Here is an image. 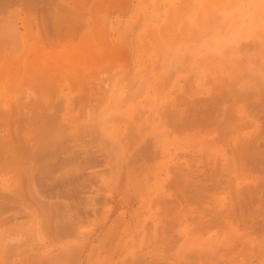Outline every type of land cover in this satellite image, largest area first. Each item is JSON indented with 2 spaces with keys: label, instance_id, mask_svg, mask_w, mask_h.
<instances>
[{
  "label": "rangeland",
  "instance_id": "rangeland-1",
  "mask_svg": "<svg viewBox=\"0 0 264 264\" xmlns=\"http://www.w3.org/2000/svg\"><path fill=\"white\" fill-rule=\"evenodd\" d=\"M13 1L4 3L0 0V21L10 15L15 17L19 28L16 48L5 46L0 34V113L10 108L9 112L7 110L9 115L6 113L8 117L0 115V129L4 132L11 128L10 132L15 134L16 129L23 128L22 132L18 129L21 135L14 137L15 145L11 146L14 151L9 154L13 155V163H16L18 149H25H19V155L24 153L21 157L18 156L21 159L17 160L21 163L20 167H14L13 163L11 167L1 166L0 169L5 167L8 175L6 170L5 173L2 172L3 169L0 171L4 173L0 174V191L15 198L9 205L11 210L3 213V217H17V222L24 227H12L18 228L17 232L19 229H24L22 232H25V229L32 228L35 237L30 239L31 242L24 238L9 241L14 246L9 254L15 256L11 264H31L30 254L34 258L37 253L47 251L48 261L44 264H140V257L146 258L142 264L200 263L201 260L196 259L193 252L191 254L188 251L189 257L187 250L183 251L184 254L180 252L179 241L176 246H164V243L171 242L169 240L174 234L167 230L164 232V227L167 225L171 228L167 219L174 220L170 215L174 216L172 213L176 212L172 211L166 217L163 211L172 208L173 204L170 202L183 197L182 187H189L183 183H175L177 164L189 154L195 153L194 159L197 161L194 168H200L196 170L198 173L203 172V167L205 172L212 169L214 160L209 155L211 151L226 140L235 138L237 129L234 127L247 121L227 122L225 111L231 110L239 118L238 110L242 108V117H246L245 114L248 113L249 117H258L259 126L262 124L264 111L260 109V105L259 108L253 105L262 102L260 99L264 100V85L260 86L259 81L264 78V0H242V8L239 7L244 20L242 29L220 34L213 32L208 36L197 32L196 35L199 36L196 37L191 36L193 33L189 35L184 32L194 26V20L192 16H182V13L188 7L186 4L195 6L203 0H172V5L168 4L170 0H60L59 3L68 6V9L64 6L66 11L58 12L62 15L59 23L56 18L45 16L46 9H49L46 7L50 6L49 0H33L30 3L24 0L22 3L21 0H15L17 3ZM211 3L215 5L217 0H211ZM23 24L30 30L25 38L31 36L32 39L24 41L22 35L26 30ZM82 36L84 46H81ZM38 39L39 43L36 44ZM33 47L40 49L38 54ZM43 55H52V59ZM11 64L12 69L13 66L15 68L12 74L9 73L12 70ZM45 65L50 68H47L48 72ZM57 70H61V74ZM50 71H57L56 74L61 77L55 81ZM35 75L50 77L52 91L46 96L51 98H46L47 102L44 104L48 108L55 107L56 110L51 109L59 117L58 121L68 126L61 136L63 149L55 155L52 153V158H38L42 154L39 152L40 145L34 143L35 139H32L33 142L28 139L35 134L32 129L36 125L33 127V119L24 120L22 115L25 112V115L31 116L33 110L29 109L33 107V100L43 90ZM240 80V85L228 92L232 83ZM218 94L221 98H218ZM15 99L17 103L12 104ZM208 99H221L217 103L218 111H212L215 105L212 103L211 106ZM20 100L23 101L17 105ZM196 104L197 108L193 106ZM260 104L264 106V103ZM88 106L92 108L96 118L100 117V123L99 127L94 126L87 131L84 127L86 123H82ZM231 108H235L236 112ZM249 108L257 110L251 111ZM258 109L261 110L260 113ZM203 110L213 114L190 124V120L201 112L204 113ZM13 128H16L15 131ZM35 129L37 127L33 130ZM222 129H229L232 134L229 130L228 135L227 132L221 134ZM221 137L225 140L220 139ZM25 140L29 142L23 143ZM36 153L38 156H35ZM36 157L39 161H48L49 158V166L52 165L49 170L54 169L48 172L52 174L51 177L48 174L43 180H37L34 173L31 174L33 177L25 175L28 168L31 170L41 163ZM10 172L13 174H9ZM32 188L38 191V196ZM165 201L169 203L165 204ZM27 202L29 203L26 204ZM56 204L59 208L55 209V206L58 207ZM203 205L206 206V203ZM192 206L189 204L187 208L190 210L192 207L196 215L193 211L185 213L190 215L187 218L194 216V221L191 219L193 222L187 219L190 220V226L196 223L195 217L201 213L195 209L198 204ZM54 209L55 216L52 214ZM205 215L210 216L207 213ZM207 216L203 219L208 218ZM56 218H66L65 221L72 218L71 224L74 223L75 226H72L71 232L62 231L60 227L57 228L60 222L54 226ZM154 220L159 224L149 229ZM176 228L177 226L175 234L178 237L179 228ZM14 229L8 230L12 232ZM15 232L14 230L13 233ZM214 232L215 230L212 234ZM164 235H169V240H163ZM20 240L33 243L32 247L36 249L30 251L22 247L24 243H18ZM37 246L42 248L38 249ZM73 246L77 247L76 252L72 251ZM154 246L159 251L162 249L161 253L153 252ZM63 251L66 254H76L66 260ZM237 253L239 254L235 252L229 256H236ZM17 254L20 255L17 257ZM41 256L47 255L45 253Z\"/></svg>",
  "mask_w": 264,
  "mask_h": 264
},
{
  "label": "bare ground",
  "instance_id": "bare-ground-1",
  "mask_svg": "<svg viewBox=\"0 0 264 264\" xmlns=\"http://www.w3.org/2000/svg\"><path fill=\"white\" fill-rule=\"evenodd\" d=\"M12 1L13 0H3L4 3L5 2L12 3ZM25 1L30 3L33 0H24V2ZM59 1L60 0H49L48 2H50V6H52V7L51 8H50V6L46 7L49 9H46L47 13L45 15V16H51L52 19L56 18L58 20L57 21L58 23L60 22L59 21L60 18H62L61 17L62 15L59 13L63 12V10H65L64 8L66 7L65 5L62 6V4L59 3ZM7 3L5 4V6L7 5ZM15 3H17V2L15 1ZM21 3H22V0H21ZM241 3H242V0H217V3L215 5H212L211 0H203V2L201 4L199 3V5L194 4L195 6H192L189 3L186 4L185 6H188V7L184 8V14L182 13V16L183 15L192 16L193 20H194L193 21L194 26L190 29L185 30L184 32L189 34V35L193 33L194 35H191V36L196 37V36H199V35H196L197 32H199V33L203 32V34H204L203 36H208L213 32L216 34L217 33L220 34V33H223L225 31L234 32L238 29H242L244 27L243 26L244 20H243V13L239 11L242 8ZM168 4L172 5L173 1L170 0L168 2ZM191 4H193V3H191ZM9 5H12V4H9ZM47 5H49V3ZM239 7H240V9H239ZM3 9L5 10L6 7H3ZM66 9H68V6L66 7ZM30 11H31V9H30ZM30 11H28V12H30ZM26 13H27V11H26ZM168 16H170V15H168ZM0 19H2V15H1ZM52 19H50V20H52ZM52 21H54V20H52ZM1 23H3V24H2V27H0V34H1L2 41L4 42V44H6L5 46H9L10 48H16V45H17V42L19 39V28H18L17 22L15 21V17H12L9 15V18L6 17L2 21H0V24ZM54 24H57V23H54ZM68 25H70V24H68ZM71 26H72V24H71ZM24 28H25V25H24ZM25 30L26 31H24V33L22 35L24 41H27V39L28 40L32 39L33 37H31V36L27 37V39L25 38L26 34L30 33V30H28L26 28H25ZM57 30H58V28H57ZM71 30H73V29H71ZM33 32L35 33V31H33ZM71 32L72 31H70V34H71ZM70 34H69V36H70ZM81 38H82L81 46H84V42H85L84 37L82 36ZM39 39L41 40L40 37H39ZM39 39L36 40V44L39 43L38 42ZM54 39H55V37H54ZM33 43H34V46L37 47L35 44V40H33ZM30 45L32 47V43ZM35 47H33V48H35ZM2 50H3V47H2ZM34 50H36L35 53L38 54L40 49L38 50V48H35ZM27 54H28V52H27ZM47 56L48 55H46L44 57L47 58ZM51 57H52V55H51ZM51 57L48 56V58H51ZM71 58H72V60L74 59L73 55ZM27 59L29 60L30 58L28 57ZM27 59H26V62L28 61ZM72 62H74V61H72ZM12 64L10 65V67L12 66ZM46 65H48V64H46ZM69 66H71V65H69ZM47 68H49V67L46 66V72H48ZM11 69H12V67H11ZM13 69H15L14 66H13ZM13 69L9 73H11L13 71ZM57 71L59 74H61V72H60L61 70H57ZM57 71H56V73H57ZM50 73H51V71H50ZM56 73H51V75L54 76L55 81H57L56 79H58V77H61L59 74L57 75ZM47 74H49V73H47ZM55 74L57 75V78L55 77L56 76ZM35 77H36V81H38L40 88H42L43 90L40 91L39 97L37 99L35 98L36 100L35 99L33 100V107L29 106L30 109L28 108L30 111L33 110V113L31 112V116L25 115L24 114L25 112H23L22 115L24 116V120L33 119L32 125H33V127L36 125L35 127H37L38 131L36 132L37 129L33 130L35 127L34 128L32 127L33 128L32 131L35 132V134L38 136L33 134L36 137L32 135L33 137L31 136V138H28V139H30L31 142H33V140L35 139L34 143L35 144L37 143L38 144V145L36 144L37 146L40 145L39 146V148H40L39 152L42 153V154H40V156L38 158H44L46 156L50 157V155L52 153L55 155L56 153H58V151H62L63 142H62L61 136H63V130L65 128H67L68 126L62 125V123L60 121H58L59 117L57 116V114L55 115L54 111L52 112V109H51V108H53V110H56V109H54L55 107H49L48 108L44 104V102L46 101V98H48L47 100H50V98H51V97L49 98L46 96V95H48V92L50 93L52 91L51 90L52 85L50 84V82L52 83V81H50L51 79L49 80L50 77L48 78V77L44 76L45 77L44 78V77L36 76V75H35ZM259 81L261 82L260 86L264 85V78H262V79L260 78ZM240 83H241V80L236 81L235 83H232V86H230L228 88V92L233 90V88H236L237 86H239ZM222 86H223V84H222ZM222 86H220V87H222ZM262 90H264V88H262ZM27 91H29V90L27 89ZM251 94H253V93H251ZM257 94H259V93H257ZM218 95H219L218 98H221V95L220 94H218ZM248 95L250 96V93ZM3 97H5V96H3ZM8 97H10V96H8ZM13 97H10V98H13ZM238 97H240V96H238ZM256 97H257V95H256ZM258 97H259V95H258ZM218 98H216V99H218ZM4 99L2 98V100H4ZM22 99H25V97L24 98L22 97ZM213 99H208L210 101L207 100V102L208 103L210 102L211 106H213V104H214L215 106H214V109L212 111H216L217 110L216 109L217 103H219L218 101H220L221 99L218 101L217 100L212 101ZM260 100L262 101V102L259 101L260 103H264V100H262V99H260ZM5 101H6V99H5ZM8 101H10V100H8ZM21 101H23V100H20V103H18L17 105L21 104ZM196 101H198V100H196ZM13 103H17L16 99L14 102H12V104ZM234 103H235V101L233 102V104ZM260 103H258V105L256 103V105H253V107H257V108L260 107V109L262 111H264V109H262V108H264V106H262V104H260ZM49 104H51V103L49 102ZM179 104H182V103H179ZM236 104H237V102H236ZM252 104H254V103H252ZM25 106H26V104H25ZM47 106H48V104H47ZM49 106H51V105H49ZM52 106H53V102H52ZM193 106L196 107L197 104L193 105ZM200 106L202 108V105H200ZM204 106H206V105H204ZM191 107H192V105H191ZM232 107H234V106H232ZM18 108H19V106H18ZM58 108H59V106H58ZM250 108H252V107L250 106ZM257 108H254L252 110L250 109V110L251 111L257 110ZM22 109H23V107H22ZM231 109L235 110V108H231ZM260 109H258V111ZM7 110L9 112L10 108ZM7 110L4 112H1L0 115L1 116L5 115V117H8L7 115H9V114L7 113ZM48 110L52 113L48 112ZM203 111H204V113L201 112V114L198 115L199 117L196 116L194 119L190 120L189 123L191 124V122L193 123L194 121H196V122L200 121V118H207V117L209 118V117H211L210 115L213 114V113H211V114L205 113L206 110H203ZM230 111H228V112L225 111V115L223 114L225 116L226 120H228L227 122L233 123L235 121L234 123H237L240 121L243 123L245 121V119H247V121L244 122L243 124H240V125H237L236 127H234L235 129H237L236 137L234 136L235 138H233V139L231 138L228 141L226 140L227 143H225L226 142L225 141L224 144H220L216 149L211 151L210 154L208 153L209 155H211V158L214 160V162L212 163V166H214V167L212 169L209 168L210 170L205 172L204 171L205 169L203 167V172L201 170L199 172H202V173H198V171H196V170H199L200 168L199 169H197L198 167L194 168L196 166L195 162L197 161V159H194L195 153L189 154L187 156V158H185L182 162L179 163V165L177 164L178 168L174 166L175 169L177 168L175 170L176 174L174 176L175 183H183L184 186L187 187V185H189V187L188 188L182 187L183 197L181 199H178L177 201L175 200L176 202L175 201L170 202L171 200L170 201L168 200L171 204H173V206H172V208H169V209L167 208V209H164V211H163L166 217L167 216L169 217L168 213L171 214L172 211L176 212V213H172V214H175L174 216L170 215V217H172V219H174V220H170L169 218L167 219V222L169 223L168 226L170 225L172 230H171V228L167 227V225L164 227L165 228V230H163L164 232L167 230L169 232L171 231V233L172 232L174 233V234L172 233L173 234L172 236L170 233V236H171L170 240H169V238H170L169 235H164L165 237H163V240L168 239L169 241H171V242H169V243H171V245L168 242H166V244L164 243V246L169 248L172 246H176L177 241L181 242V249L182 250L180 249V252L182 251V254H184L183 253L184 250H187V252L191 251L190 253L191 254L194 253L193 256H196V259H198L199 261L201 260L200 263L197 260V262L199 264H223V263L224 264L225 263L226 264L227 263L228 264L229 263L235 264L236 262H238L239 264H264V119H262V124H260V126H261L260 127L257 124L258 123V117L257 118L255 116L249 117L248 113L245 114V115H247L246 117H242V114H244V113H242L243 112L242 108L238 110L239 118H237V116L233 115L232 111L231 112ZM260 111H259V113H260ZM195 112L193 111V113H195ZM206 112L210 113V111H208V110ZM235 112H236V110H235ZM6 113H7V115H6ZM101 113H102V111H101ZM254 113H257V112L254 111ZM251 114L253 115V113H251ZM255 115H257V114H255ZM262 115H264V114H262ZM19 116L22 117L21 115H19ZM84 116H85V119H84L82 124L86 123L84 125L86 130L88 128H90L92 130V128H94V126L99 127L100 117L99 118L95 117L92 108H89V106H88ZM260 116H261V114H260ZM220 117L222 119V115ZM262 117H264V116H262ZM6 122H8V121H6ZM9 122H11V121H9ZM88 122H89V124H88ZM231 123H229V125L232 126L233 124H231ZM223 124H225V123H223ZM1 126H3V125H1ZM21 126L23 127V125H21ZM18 127H20V126L18 125ZM16 128H13V130ZM18 129L20 130V128H18ZM18 129H16V131L18 133L14 130L15 134L10 132L11 128H10V130L4 129L5 130L4 132L2 131V129H0V168H1V166H5V167H11L12 166L13 155H11L12 156L11 157L10 154H13L14 148H11V146H12V144L15 145L14 137L16 135L20 134V131L23 130V128L20 131H18ZM28 130L29 129L27 128V131ZM228 130L222 129V131L220 133L225 134V132H227V135H228L231 132L229 130V133H228ZM231 134H232V132H231ZM24 137L25 136H23V139H25ZM222 138H224V137H221L220 139H222ZM224 140H225V138H224ZM13 141H14V143H12ZM205 141H207V140H205ZM208 141H210V140H208ZM27 142H29V141H26V140L23 141V143H27ZM34 143H33V146L35 145ZM14 145H13V147H14ZM223 146H226V148L224 149ZM22 148H19V149H22ZM19 149H18L17 154H16L17 159L16 158H15L16 160L14 159L16 163H13L14 167L16 166V168L21 166L20 165L21 163L20 164L18 163L20 161L17 162V160H21L18 158V156L21 157V155L24 154L21 152V154L19 155L18 153H20V151H21ZM24 149H22V151ZM28 150H30V152H31V149H28ZM199 150L202 151L201 149H199ZM25 152H27V149ZM36 152L39 153L38 151H36ZM37 153L35 154V156L36 155L38 156ZM7 154H8V157H5V156H7ZM201 154H200V156H201ZM35 156H34V158H35ZM52 157H50V158H52ZM185 157H186V155H185ZM7 158H9V159H7ZM10 159H12V161H9ZM6 160H8V161H6ZM28 160H29V162H31L30 159H28ZM38 161H39V159H38ZM48 161L47 160H40L39 162H41V163L35 167L36 169L32 168V169H34V172L32 169L30 170L28 168L27 173L25 175H27V176L30 175V177H31L34 173L33 176L37 177V180H38V178H40V179L42 178V180H43L46 176L50 175L48 173L50 170L54 171V169L49 170V168H51L50 166H52V165L49 166V163H50L49 158H48ZM201 161L204 162L203 159ZM201 161H200V164H201ZM8 163H10V164H8ZM33 163H34V161H33ZM205 164H206V161H205ZM197 165H199V164H197ZM206 165H208V162ZM30 166H32V165H30ZM5 167H4V169L2 167L3 170L0 169V171L2 170V172H3L4 170H6ZM25 169H23V171H25ZM175 171H173V173H175ZM6 172H7V170H6ZM4 173H5V171H4ZM4 173H2V174H4ZM17 173H20V172L18 171ZM9 174H13V173L10 172ZM7 175H8V172H7ZM51 175H50V177H51ZM172 175H174V174H172ZM202 175H204V177L200 178V176H202ZM11 177L12 176H10V178ZM7 178H9V177H7ZM11 181H13V180H11ZM31 182L32 181H30V183ZM23 185H24V183H23ZM32 185L31 186L34 187V183H32ZM1 186H4V185H1ZM33 189L34 188H32V190ZM33 191L36 192V190H33ZM39 192L41 193V191H39ZM36 193H37L36 196H38V191ZM2 194H3L2 191H0V264H11V262L15 258V256H12L9 254L14 247V246H11L9 244V241H11L12 239L19 241L20 238H24V239H27L26 241L29 240L31 242L30 239L32 237H35L34 236L35 231H34V229L31 228L32 231L29 229H25V232H22L24 229L22 231L19 229V231L17 232L18 228L14 229L13 228L14 225H18V226L20 225V227H24V225L17 222V217L15 218V217H13V215H12V217L11 216L10 217H3L4 216L3 213L5 214V213H7V211L11 210L12 207L9 205L12 201H15V200H13L15 198H13V197L11 198V196H7L4 194L2 195ZM19 201H20V199H19ZM166 202L167 201H165L164 203L165 204L169 203V202H167V203ZM28 203L29 202H27L26 204H28ZM188 203L191 204V206L193 204H198V206H196L195 209L201 212L200 214L198 212L199 215H197V217H195L196 223L194 222L195 224L192 226H190L191 223L189 221L191 219L194 221V218H193L194 216L193 217L191 216L192 218H187V217H190V215L187 214L188 215L187 216L185 214V213H191L193 211L192 210L193 206L190 208V210L187 208V207H189ZM205 203H206V206L203 205ZM56 205L58 207L55 206L54 208L55 209L59 208V205L58 204H56ZM177 211H178V213H177ZM48 212H51V211H48ZM55 213H56V210L52 214L54 215ZM193 213H194V215H196V213L194 211H193ZM206 213L209 214L210 216L208 217L207 215H205ZM161 214H163V213H161ZM57 215H58V213H57ZM30 216H32V215H30ZM48 216H50V214ZM204 216H207L208 218L203 219ZM196 218H197V221H196ZM58 219L56 218V220H55V222H56L54 225L55 227L57 226L56 224H58L60 222V224H59V226H57V228L60 227L62 231L64 230L66 232L72 231V229H73L72 226H75V225H73L74 223L71 224L72 220H70V219H72V218L67 219L68 221H65L66 218H64V219L62 218L64 220V223H63L62 219L61 220L60 219L58 220ZM187 219H190V220L188 221ZM57 220H58V222H57ZM156 220H158V219H156ZM168 220H170V221H168ZM164 222L165 221L163 220V223ZM151 224L152 225L149 227V229L150 228L153 229L152 226L153 225L155 226V224L157 225L159 223H157L154 220V221H152ZM77 225H78V223H77ZM176 226H177V228H179V230H178L179 236L178 237H176L177 234H175L177 231V230H175ZM47 227H48V225H47ZM216 227H218V228H216ZM160 228H161V226H160ZM214 228H216V229H214ZM8 229H14L16 232L13 233L14 230L12 232H10ZM27 230H28V232H27ZM213 230H215V232L212 234ZM164 232H162L161 234H164ZM167 233L168 232H166V234ZM174 236L176 238H174ZM160 239H162V238H160ZM30 242L26 243V242H23V240H22L21 242H18V243H24L21 246L26 247V249L28 248L30 251L33 249H36V248L32 247L33 243H30ZM155 243H157V241ZM150 244L152 245L151 242H150ZM167 244H168V246H167ZM38 246H40V245H38ZM38 246H37L38 249L42 248V247H38ZM41 246H43V245H41ZM78 247H80V246H78ZM157 247L159 248L158 245H157ZM157 247L154 246V249H152V251L153 252L155 251L158 253L159 249ZM196 247H197V249H196ZM192 248H195V249L193 250ZM77 250H78L77 247L76 248L74 246L72 247L73 252L74 251L76 252ZM37 251H39V250H37ZM160 251H162V249ZM160 251H159V253H161ZM47 252H45L47 256H41V255H45V253L42 252L43 254H40V252H39L36 254L37 256H35L34 258H32L33 254H30L31 259L29 260V262L31 264L32 263L33 264H44V263H46L45 261H48ZM49 252H51V251L49 250ZM189 252L187 253V256H188ZM235 252H239V254L237 253L238 255H236V256H232V255L229 256V254L235 253ZM64 253L66 254V251ZM185 253H186V251H185ZM38 254H40V255H38ZM73 254L75 255L76 253H73ZM73 254H72V252H69L68 254H66L65 255L66 260L67 259L69 260L68 257L73 255ZM19 255L20 254H17L16 256L18 257ZM40 256L43 258V261L41 260L42 258ZM71 257L73 258L74 256H71ZM190 257H191V255H190ZM140 258L142 261H144L145 257L144 258L140 257ZM157 258H159V257H157ZM191 258L193 259V257H191ZM142 261H139L138 263L142 264ZM198 263H196V264H198Z\"/></svg>",
  "mask_w": 264,
  "mask_h": 264
}]
</instances>
